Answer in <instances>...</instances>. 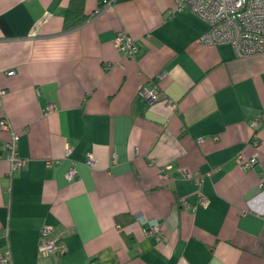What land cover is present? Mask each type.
<instances>
[{
	"label": "crops",
	"instance_id": "1",
	"mask_svg": "<svg viewBox=\"0 0 264 264\" xmlns=\"http://www.w3.org/2000/svg\"><path fill=\"white\" fill-rule=\"evenodd\" d=\"M176 4L84 0L66 29L70 0H0V121L28 158L11 172L0 129L13 264H264V52L200 42L209 24ZM44 226L64 253L41 256Z\"/></svg>",
	"mask_w": 264,
	"mask_h": 264
},
{
	"label": "built area",
	"instance_id": "2",
	"mask_svg": "<svg viewBox=\"0 0 264 264\" xmlns=\"http://www.w3.org/2000/svg\"><path fill=\"white\" fill-rule=\"evenodd\" d=\"M174 9L182 10L188 7L191 11L199 15L209 24L207 31L200 37L202 43H230L238 56L254 55L264 52V0H176ZM97 14V13H96ZM114 45L124 54L133 56L138 52V45L132 37L124 31H120L114 38ZM9 73H13L10 71ZM142 95L150 101L158 99L159 90L157 86H151L142 90ZM3 91L0 90V95ZM258 120L252 121V126L258 124ZM0 129L9 131L11 129L6 119L0 121ZM11 138L7 143V159L10 162L11 172L18 171L27 165L28 158L18 153L19 132L10 130ZM202 142V139L199 140ZM69 147L66 154L69 155ZM92 158V157H91ZM88 159L89 164H93L92 159ZM239 160L244 168H251L258 162L257 157L244 158L239 156ZM52 161H47L50 166ZM78 175V170L73 163L66 172L67 180L71 181ZM207 205L206 199L201 200ZM142 224L148 222L145 230L148 233H155L158 239L161 237V229L156 220L139 217ZM4 234L8 231L5 229ZM58 236L53 234L51 227L44 226L41 229V256L61 254L66 251L65 244ZM0 264H13L10 249H5L0 253Z\"/></svg>",
	"mask_w": 264,
	"mask_h": 264
},
{
	"label": "trees",
	"instance_id": "3",
	"mask_svg": "<svg viewBox=\"0 0 264 264\" xmlns=\"http://www.w3.org/2000/svg\"><path fill=\"white\" fill-rule=\"evenodd\" d=\"M83 3H84V0H70L69 11H68V14L66 16V21H65L66 29L73 28L79 25V23H81L82 21L86 19V17H79V16L76 17L75 15H70V12L72 11V6L77 12H80L81 10L80 8H82Z\"/></svg>",
	"mask_w": 264,
	"mask_h": 264
}]
</instances>
